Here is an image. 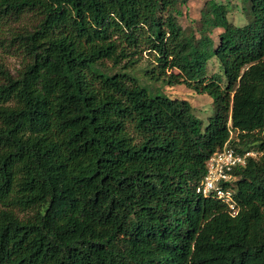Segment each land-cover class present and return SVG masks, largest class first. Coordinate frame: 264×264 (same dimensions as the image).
Segmentation results:
<instances>
[{"label": "trees", "instance_id": "obj_1", "mask_svg": "<svg viewBox=\"0 0 264 264\" xmlns=\"http://www.w3.org/2000/svg\"><path fill=\"white\" fill-rule=\"evenodd\" d=\"M178 4L0 0V47L21 58L0 64V264H264V0H242V26L207 0L197 31ZM121 59L207 95L206 124L98 70ZM226 146L257 154L224 184L234 214L196 192Z\"/></svg>", "mask_w": 264, "mask_h": 264}, {"label": "rangeland", "instance_id": "obj_2", "mask_svg": "<svg viewBox=\"0 0 264 264\" xmlns=\"http://www.w3.org/2000/svg\"><path fill=\"white\" fill-rule=\"evenodd\" d=\"M183 1V0H181ZM185 2L180 4L178 0V8L181 12V16L178 18L180 25L186 30H199V17L200 10L203 7V4L207 0H184ZM215 2L226 5L228 7L227 19L234 26H242L246 19L242 13L241 7L243 6L242 0H214ZM31 18L28 17L25 20H22L21 23L26 25L29 24ZM221 29L214 30L210 38L213 40L214 44L217 43V35L221 32ZM4 34H0V43L4 40ZM21 58L17 55H9L5 49L0 47V64L8 70L11 74H15L16 70L20 66ZM120 63L118 66H113L110 61H103V65L98 68L100 72L106 74H125L130 77H133L138 80V82L145 86L150 93L153 94H162L171 99H183L188 101L192 106V111L195 117L200 119L203 124H206L207 119L212 115L213 107L211 104V99L205 94H196L193 91L187 89L183 85H174V86H164L157 82H152L148 80L145 76V71L150 69V67L143 62L134 67L127 66L125 60H119ZM207 73L208 75H217L220 74V70L217 62L214 59H211L207 64ZM222 76V73H221ZM222 84L224 81L223 76L221 77ZM236 132H231V139L235 140ZM257 155L254 152V156ZM258 157V156H257ZM231 210V208L229 207Z\"/></svg>", "mask_w": 264, "mask_h": 264}, {"label": "built area", "instance_id": "obj_3", "mask_svg": "<svg viewBox=\"0 0 264 264\" xmlns=\"http://www.w3.org/2000/svg\"><path fill=\"white\" fill-rule=\"evenodd\" d=\"M249 157H254V153H239L233 148L226 146L222 151L212 155L206 164V173L197 187L196 192L202 196L213 195L221 203L231 208L235 213L231 191L224 187L233 176L232 172L236 167L243 166Z\"/></svg>", "mask_w": 264, "mask_h": 264}]
</instances>
